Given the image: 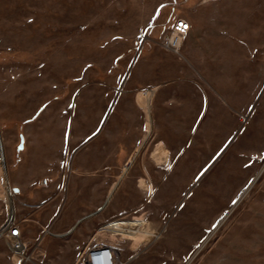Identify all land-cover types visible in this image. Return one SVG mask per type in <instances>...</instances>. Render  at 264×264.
Returning <instances> with one entry per match:
<instances>
[{
	"label": "rangeland",
	"instance_id": "rangeland-1",
	"mask_svg": "<svg viewBox=\"0 0 264 264\" xmlns=\"http://www.w3.org/2000/svg\"><path fill=\"white\" fill-rule=\"evenodd\" d=\"M0 134V225L23 223L31 264L98 242L125 264H187L264 163V0H0ZM133 216L135 234L97 233ZM0 264H22L2 239ZM188 264H264V171Z\"/></svg>",
	"mask_w": 264,
	"mask_h": 264
},
{
	"label": "built area",
	"instance_id": "built-area-1",
	"mask_svg": "<svg viewBox=\"0 0 264 264\" xmlns=\"http://www.w3.org/2000/svg\"><path fill=\"white\" fill-rule=\"evenodd\" d=\"M187 27H184V26ZM190 29V24L184 18L177 19L172 28L165 35L163 40V46L172 52H178L182 42ZM140 217V216H138ZM117 219V218H116ZM128 221H132L129 222ZM115 222L116 224H114ZM109 231L126 234L129 236L127 229L132 232H137L140 227L145 223L142 218L141 222L135 220L133 216L131 219L118 218L117 221H108ZM117 227H121L122 230H117ZM115 229V231H113ZM44 234L49 233L52 236H64L68 232L58 233L52 232L49 228L43 227ZM0 239H2L7 245L13 258L21 262L22 264H31L35 261L38 244H32L29 239L26 238L21 224L13 220H6L0 225ZM74 264H125L122 258V251L116 245L110 242H98L95 244H87L79 254Z\"/></svg>",
	"mask_w": 264,
	"mask_h": 264
},
{
	"label": "bare ground",
	"instance_id": "bare-ground-1",
	"mask_svg": "<svg viewBox=\"0 0 264 264\" xmlns=\"http://www.w3.org/2000/svg\"><path fill=\"white\" fill-rule=\"evenodd\" d=\"M154 91H155V89L152 88V89L147 90V91H139L137 94L138 102L145 107V110L147 113V131H148V134H150V132L152 131V126H153V117H152V113H151V104H152L151 99H152V95H153ZM159 143H160V147H158V149H156L152 155L155 158V160L160 162L162 160H165L163 157H165L167 155L168 151L166 148L162 147L163 146L162 142H159ZM140 149H141V145L139 147H137L135 149V151L132 153V155L129 157V159L127 160V162L125 163V165L122 168V172L120 173L118 180L112 185V187L110 189V193H113V191L116 189V187L121 183V181L123 180L125 175L128 173V171L131 168V164L135 160L137 153ZM166 159H167V156H166ZM263 171H264V163L262 164L261 168L256 173V175L252 178V180L244 188V190L242 191V193L240 194L238 199L235 201V203L227 210V212L218 221V223L215 225V227L213 228L210 235H208L207 238L197 247L195 252L192 254L190 259L188 260L187 264L191 260H193V258L203 249V247L207 244V242L209 241L211 236L225 223V221L229 218V216L232 214V212L237 207V205L248 195V193L254 187L257 179L259 178V176L262 174ZM0 175H3L2 177H4V189H5L6 197L8 199V207L10 208L11 214L13 215L12 194H11V189L8 185L7 170L5 168V158H4L3 148H2V144H1V134H0ZM139 182H140L141 186H143V187L147 186L144 178H140ZM135 220L136 221L139 220V222H141L140 219H138V218L137 219L135 218ZM111 221H117V219L111 220ZM129 222H132V221H128V223ZM113 223L116 224L115 222H113ZM109 227L110 226H108V223L103 224L100 228H98L97 233H101L103 231H109L108 230ZM116 229L117 230L119 229L122 231L126 230L129 232V230H127V229L123 230L121 227H117ZM113 231H115V229ZM110 233H112V236H114V234H115L114 232H110ZM131 233L135 234V232H132V231H131Z\"/></svg>",
	"mask_w": 264,
	"mask_h": 264
},
{
	"label": "crops",
	"instance_id": "crops-1",
	"mask_svg": "<svg viewBox=\"0 0 264 264\" xmlns=\"http://www.w3.org/2000/svg\"><path fill=\"white\" fill-rule=\"evenodd\" d=\"M184 19H185V18H184ZM186 21L190 24V28H191V23H190L187 19H186ZM189 30H190V29H189ZM188 32H189V31H188ZM153 125H154V123H153ZM152 130H153V126H152ZM151 132H152V131H151ZM151 132H150V134H151ZM143 144H144V142L141 144V149H142V147H143ZM139 146H140V145H139ZM139 146H138V147H139ZM136 148H137V147H136ZM136 148H135V149H136ZM141 149L138 151L137 156L139 155ZM134 151H135V150H134ZM134 151H133V152H134ZM137 156H136V158H137ZM136 158H135V160H136ZM135 160H134V161H135ZM134 161H133V163H134ZM133 163H132V164H133ZM132 164H131V166H132ZM119 185H120V184H119ZM119 185L116 187V189L113 191V193H110V191H109L107 197H108V196H111V195H114V193L116 192V190H117V188L119 187ZM117 214H118V212L116 213V215H117ZM33 217H34V218H33ZM33 217H32V218L35 219V216H34V215H33ZM22 222H25V220H22ZM55 222H56V221H54L53 223H55ZM22 224H23V223H22ZM22 224H21V227H23ZM57 224H58V222L56 223V225H57ZM22 229H23V228H22ZM34 229H35L34 226H30V230L33 231Z\"/></svg>",
	"mask_w": 264,
	"mask_h": 264
},
{
	"label": "snow or ice",
	"instance_id": "snow-or-ice-1",
	"mask_svg": "<svg viewBox=\"0 0 264 264\" xmlns=\"http://www.w3.org/2000/svg\"><path fill=\"white\" fill-rule=\"evenodd\" d=\"M163 7V6H162ZM184 27H187L186 25Z\"/></svg>",
	"mask_w": 264,
	"mask_h": 264
}]
</instances>
